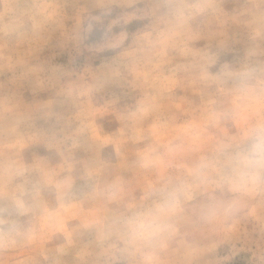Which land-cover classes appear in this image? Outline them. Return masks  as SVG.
I'll return each instance as SVG.
<instances>
[{"label":"rangeland","instance_id":"1","mask_svg":"<svg viewBox=\"0 0 264 264\" xmlns=\"http://www.w3.org/2000/svg\"><path fill=\"white\" fill-rule=\"evenodd\" d=\"M260 122L264 0H0V264H264Z\"/></svg>","mask_w":264,"mask_h":264},{"label":"clouds","instance_id":"2","mask_svg":"<svg viewBox=\"0 0 264 264\" xmlns=\"http://www.w3.org/2000/svg\"><path fill=\"white\" fill-rule=\"evenodd\" d=\"M218 150L226 157L240 177L256 176L264 170V122L252 126L240 141L223 142ZM164 202L157 208L138 213L129 220V227L134 234L147 239L156 234V222L168 206V196L164 194Z\"/></svg>","mask_w":264,"mask_h":264}]
</instances>
